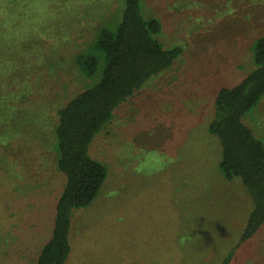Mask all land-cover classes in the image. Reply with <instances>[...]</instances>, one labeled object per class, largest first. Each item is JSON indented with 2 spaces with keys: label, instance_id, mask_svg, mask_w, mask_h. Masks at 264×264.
I'll return each instance as SVG.
<instances>
[{
  "label": "rangeland",
  "instance_id": "obj_1",
  "mask_svg": "<svg viewBox=\"0 0 264 264\" xmlns=\"http://www.w3.org/2000/svg\"><path fill=\"white\" fill-rule=\"evenodd\" d=\"M122 9L123 0H18L15 22L0 21L1 55L15 45V73L0 78V114L9 113L0 120V264H36L51 236L65 182L57 112L97 80L76 57ZM142 9L160 21L163 45L183 53L91 142L107 177L73 212L65 264H220L233 249L229 264H264V223L239 243L252 199L221 175L208 130L218 90L254 67L264 0H142ZM244 121L264 141V97Z\"/></svg>",
  "mask_w": 264,
  "mask_h": 264
},
{
  "label": "trees",
  "instance_id": "obj_2",
  "mask_svg": "<svg viewBox=\"0 0 264 264\" xmlns=\"http://www.w3.org/2000/svg\"><path fill=\"white\" fill-rule=\"evenodd\" d=\"M17 1L0 0V21L15 22ZM161 29L156 17L144 15L142 0H123L117 24L101 28L93 45L77 55L83 73L97 76V80L57 112L54 148L65 182L56 203L51 236L42 245L36 264H65L71 251L73 212L89 206L103 187L107 167L89 152L94 137L117 107L154 76L171 68L182 55V46L163 45ZM14 46H5L4 54L0 53V78L15 73ZM251 47L253 69L234 85L218 90L208 125L220 143L221 175L226 180L238 178L252 199L239 243L255 235L264 223V141L244 121L264 97V35L254 39ZM2 48L0 44V52ZM8 115L3 111L0 120ZM232 252L220 264H229Z\"/></svg>",
  "mask_w": 264,
  "mask_h": 264
}]
</instances>
